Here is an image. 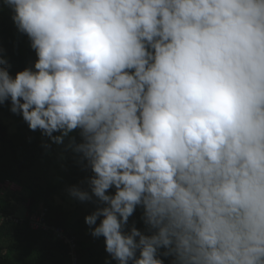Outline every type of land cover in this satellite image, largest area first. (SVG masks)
Returning a JSON list of instances; mask_svg holds the SVG:
<instances>
[{
    "label": "clouds",
    "instance_id": "1",
    "mask_svg": "<svg viewBox=\"0 0 264 264\" xmlns=\"http://www.w3.org/2000/svg\"><path fill=\"white\" fill-rule=\"evenodd\" d=\"M4 5L37 59H0V105L56 144L79 129L93 175L68 192L111 260L264 264V0Z\"/></svg>",
    "mask_w": 264,
    "mask_h": 264
},
{
    "label": "trees",
    "instance_id": "2",
    "mask_svg": "<svg viewBox=\"0 0 264 264\" xmlns=\"http://www.w3.org/2000/svg\"><path fill=\"white\" fill-rule=\"evenodd\" d=\"M12 14L0 0V59L7 61L14 77L32 67L37 57L28 36L17 30ZM80 141L77 129L63 143H53L40 130H30L22 115L12 113L10 100L0 105V264H105L111 260L104 237H93L85 223V216L98 206L95 198L81 202L68 192L72 186L90 191L87 178L93 173L74 150ZM5 182L18 190L4 188ZM109 191L114 193V189ZM21 208L25 215L19 217ZM142 211L136 209L128 228L134 224L150 234ZM30 217L44 228L31 227ZM55 229H61L73 247L58 238ZM160 258L171 264V257ZM111 264L117 262L111 260Z\"/></svg>",
    "mask_w": 264,
    "mask_h": 264
},
{
    "label": "built area",
    "instance_id": "3",
    "mask_svg": "<svg viewBox=\"0 0 264 264\" xmlns=\"http://www.w3.org/2000/svg\"><path fill=\"white\" fill-rule=\"evenodd\" d=\"M30 219H31L30 224H31L32 227H39L40 226L41 228H44V226H42L41 224L36 223V221L34 220V217H30ZM55 231L57 232L58 238H64V240L66 242H69L71 247H73V244L71 243V240L69 238H65L63 236L61 229H55ZM72 259L75 260V256H73Z\"/></svg>",
    "mask_w": 264,
    "mask_h": 264
},
{
    "label": "rangeland",
    "instance_id": "4",
    "mask_svg": "<svg viewBox=\"0 0 264 264\" xmlns=\"http://www.w3.org/2000/svg\"><path fill=\"white\" fill-rule=\"evenodd\" d=\"M13 129H14V128H12L11 131H12ZM3 187H4V188L7 187L8 189H11V190H18V188H17L15 185H12V184L4 183V184H3ZM24 205H26V203H23L21 206H24ZM23 215H25V213H24V210L21 208V209H19V211H18V213H17V216L21 217V216H23Z\"/></svg>",
    "mask_w": 264,
    "mask_h": 264
}]
</instances>
